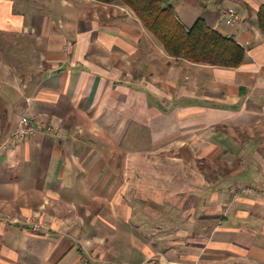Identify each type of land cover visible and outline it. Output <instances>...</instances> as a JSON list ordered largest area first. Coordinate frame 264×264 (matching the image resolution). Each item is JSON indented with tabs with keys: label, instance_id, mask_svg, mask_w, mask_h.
<instances>
[{
	"label": "crops",
	"instance_id": "obj_1",
	"mask_svg": "<svg viewBox=\"0 0 264 264\" xmlns=\"http://www.w3.org/2000/svg\"><path fill=\"white\" fill-rule=\"evenodd\" d=\"M177 2L244 64L172 57L122 0H0V264H264V0Z\"/></svg>",
	"mask_w": 264,
	"mask_h": 264
},
{
	"label": "trees",
	"instance_id": "obj_2",
	"mask_svg": "<svg viewBox=\"0 0 264 264\" xmlns=\"http://www.w3.org/2000/svg\"><path fill=\"white\" fill-rule=\"evenodd\" d=\"M98 1L115 3L116 0ZM122 1L136 13L172 57L222 67L244 64L247 50L240 42L212 27L203 17H199L192 26H187L171 0ZM258 24L264 32V5L258 12Z\"/></svg>",
	"mask_w": 264,
	"mask_h": 264
},
{
	"label": "rangeland",
	"instance_id": "obj_3",
	"mask_svg": "<svg viewBox=\"0 0 264 264\" xmlns=\"http://www.w3.org/2000/svg\"><path fill=\"white\" fill-rule=\"evenodd\" d=\"M173 4L177 5L178 2L177 0H171ZM134 131V129H133ZM133 131L131 132V134H133ZM134 135V134H133ZM140 135V134H139ZM130 136V135H129ZM127 141L131 142V145H130V149H136V148H148V147H151V144H150V140L147 139V138H139V139H134L132 137H128V139L126 138ZM125 146V144L123 145ZM98 149V145L95 144L93 142V140L91 139V149ZM116 147H114L113 149H115ZM97 158V156H96ZM92 197V195H91ZM37 223V222H36ZM35 224V223H34ZM120 238V235H116L115 239H118L119 240ZM127 242H124V241H121L119 244H117L119 246V250H116V251H107V255L104 256L105 259H110L111 261H113V263L115 262L116 264H130V254L127 252ZM92 254H97L99 255L98 257H103V250H97V251H91ZM165 255L162 256V255H157V256H154L152 257V260H156L158 262V264H162V261H165V259H176L177 257L180 258L182 256H179V255H168L167 254V251L163 252ZM220 259L219 263L220 264H252L251 262L249 261H245L243 259H239V258H230V256H219L218 257ZM151 260V261H152ZM170 260V261H171ZM156 262V263H157ZM172 264V263H171ZM193 264H196V262H193ZM200 264V263H199Z\"/></svg>",
	"mask_w": 264,
	"mask_h": 264
},
{
	"label": "built area",
	"instance_id": "obj_4",
	"mask_svg": "<svg viewBox=\"0 0 264 264\" xmlns=\"http://www.w3.org/2000/svg\"><path fill=\"white\" fill-rule=\"evenodd\" d=\"M223 16L227 24L231 26H235L238 22L237 11L234 7L225 8L223 10ZM45 129H46V125L43 122L24 116L21 119L18 128L12 132L11 138L13 140L18 138H24L30 134H34L40 130H45ZM40 229H41V223L40 222L35 223L33 226V230L35 232H38L40 231Z\"/></svg>",
	"mask_w": 264,
	"mask_h": 264
}]
</instances>
